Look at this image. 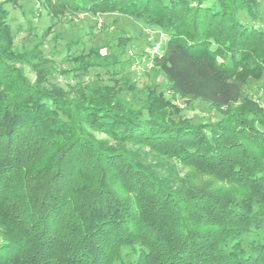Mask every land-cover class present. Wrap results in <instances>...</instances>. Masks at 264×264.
<instances>
[{
  "label": "trees",
  "instance_id": "trees-1",
  "mask_svg": "<svg viewBox=\"0 0 264 264\" xmlns=\"http://www.w3.org/2000/svg\"><path fill=\"white\" fill-rule=\"evenodd\" d=\"M18 1L0 0V264H264V0H39L50 27L117 13L164 32L163 83L134 80V38L105 27L71 54L50 27L20 44Z\"/></svg>",
  "mask_w": 264,
  "mask_h": 264
},
{
  "label": "rangeland",
  "instance_id": "rangeland-1",
  "mask_svg": "<svg viewBox=\"0 0 264 264\" xmlns=\"http://www.w3.org/2000/svg\"><path fill=\"white\" fill-rule=\"evenodd\" d=\"M19 5H13L8 3L6 5L10 13V21L14 28V33L20 44L30 45L32 41H35L38 37L40 38L44 30L50 27L52 20L50 16L47 15L45 9L38 8L39 0H19ZM264 14V13H263ZM240 18L243 21L248 19L245 17V12H239ZM264 24V23H263ZM31 25V28H30ZM66 27V28H65ZM108 29L106 42L108 44H115L117 37L120 35H131L134 38L133 44H131L130 49L133 51V55L127 53L126 57H135L139 61V65L133 66L130 71L134 76V80H151L155 82H165V77L162 75H152L151 69L154 65V58L150 55L151 47L148 45L147 39L149 38L151 42L162 41L163 43L166 40V35L164 32L157 30L153 27L144 28L140 21L135 20L131 17L119 15L117 13H104L101 15H92V14H83V13H67V17L57 26L51 25V32L47 36V39H50L55 35V29L61 32V36L65 39H61V44L64 45L66 38L74 36V39L79 41V45H75L71 50L70 54L74 51L86 47L95 45L96 41L104 33L102 28ZM144 30V34H140V31ZM148 39V40H149ZM51 41V40H49ZM53 45H57V49H61L55 56L57 63L61 60L67 52L66 49L62 50V45L58 41H53ZM129 70V69H128ZM127 70V71H128ZM27 74L30 78L35 77L33 71H27ZM104 74V78H106ZM54 79V78H53ZM55 80L63 82L59 77ZM172 92L168 91L167 94L170 95ZM176 102L181 106L183 112L187 113L189 116H195L197 119L202 117H207L209 113L208 105L200 100H192L190 98H185L177 96ZM146 159L149 161V152L146 154ZM151 156V155H150ZM163 163L167 166H175V163L170 160H165Z\"/></svg>",
  "mask_w": 264,
  "mask_h": 264
},
{
  "label": "built area",
  "instance_id": "built-area-1",
  "mask_svg": "<svg viewBox=\"0 0 264 264\" xmlns=\"http://www.w3.org/2000/svg\"><path fill=\"white\" fill-rule=\"evenodd\" d=\"M163 42L162 41H156L154 42V44L152 45L151 49H150V55L152 58H154L155 56L162 55V51H161V47H162ZM129 54L133 55V51L132 49H129ZM138 59L135 60V63L133 64V66L135 67V65H139L138 63Z\"/></svg>",
  "mask_w": 264,
  "mask_h": 264
}]
</instances>
